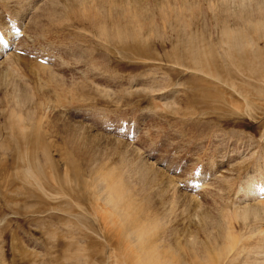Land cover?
<instances>
[{
	"label": "rangeland",
	"instance_id": "rangeland-1",
	"mask_svg": "<svg viewBox=\"0 0 264 264\" xmlns=\"http://www.w3.org/2000/svg\"><path fill=\"white\" fill-rule=\"evenodd\" d=\"M255 2L0 0V264H264Z\"/></svg>",
	"mask_w": 264,
	"mask_h": 264
},
{
	"label": "bare ground",
	"instance_id": "bare-ground-1",
	"mask_svg": "<svg viewBox=\"0 0 264 264\" xmlns=\"http://www.w3.org/2000/svg\"><path fill=\"white\" fill-rule=\"evenodd\" d=\"M254 2H255V0H254ZM252 6V7H251ZM251 6L249 7L250 9H248V12L246 13L247 15H248V17H244V20L245 21H247V22H249L250 23V21L253 19L256 23H257V21H259V19H257L256 17L257 16H259V15H263L264 14V1H259V0H256V2L254 3V4H252L251 3ZM248 8V7H247ZM256 23H253L252 24V26H253V28H255L256 26ZM101 32H102V30H101ZM103 33V32H102ZM120 33V32H119ZM118 33V34H119ZM104 34V33H103ZM228 34H230V33H228ZM236 34V33H235ZM233 35V36H235V37H233L234 39L237 37V34L236 35ZM240 34V33H239ZM238 34V35H239ZM242 34H244L243 32H242ZM119 35H121V34H119ZM232 35V34H231ZM230 35V36H231ZM225 36V35H224ZM230 36H229V39L230 40H232V38H230ZM242 37H244V36H242ZM264 37V36H263ZM117 38V37H116ZM239 38V37H238ZM237 38V39H238ZM124 39V38H123ZM236 39V40H237ZM258 40V39H257ZM232 42V41H231ZM235 42V41H234ZM236 43V42H235ZM264 43V42H263ZM232 44H234V43H232ZM260 45H262L259 41H257V43L255 44V47H254V51H258V48H260ZM264 45V44H263ZM233 46V45H232ZM262 49H260L259 51L262 53V51H261ZM206 51V50H205ZM253 51V52H254ZM258 51V53H257V55H260L261 53ZM247 54H250V53H247ZM229 56V55H228ZM253 56V55H252ZM256 56V55H255ZM251 57V56H250ZM231 58V57H230ZM232 59V58H231ZM234 59H236V58H234ZM246 59V58H245ZM250 59V58H249ZM248 61V60H247ZM264 61V60H263ZM251 75V74H250ZM31 157H32V155H31ZM102 176V175H101ZM103 177H104V179L107 181L108 179L110 180V183L108 184V181H107V186H110V184H111V182L113 181L112 179L113 178H111V176L108 174L107 176H104L103 175ZM115 181V180H114ZM114 183V182H113ZM112 183V185L113 186H110L108 189H109V192L110 193H108V194H110V195H108V196H110L109 198H108V200L113 204V205H117V202H121L120 201V199H121V197H123L125 194H126V191L124 190V188H122L121 186H124L123 184L121 185L119 182H118V185H117V183H116V185H114ZM120 184V185H119ZM111 188V189H110ZM129 195V194H128ZM126 196V195H125ZM124 196V197H125ZM126 198H127V200H128V198H129V196L128 197H125L123 200H126ZM130 199V198H129ZM107 200V201H108ZM130 202V203H129ZM131 204V199H130V201H128V203H126L125 205L127 206V205H129V206H131L130 205ZM253 205V204H252ZM119 207V206H118ZM138 207V206H137ZM250 207H252V206H250ZM120 208H121V206H120ZM249 208V207H248ZM246 209L245 211L246 212H249V211H251V210H249V209ZM123 209V208H122ZM135 209H137V208H135ZM134 209V210H135ZM129 210V209H128ZM131 211V210H130ZM129 211V212H130ZM122 212V211H121ZM124 212V211H123ZM128 213V212H127ZM135 213H137V210L135 211ZM131 214V215H130ZM130 214L128 213V215L126 216V221L128 220V221H130V222H134V214L133 213H131L130 212ZM120 215V214H119ZM139 215V214H138ZM256 215V214H255ZM123 216V215H122ZM139 216H137V218H138ZM141 218V217H140ZM136 220H138V219H136ZM125 221V222H126ZM139 222V221H138ZM138 222H137V224H138ZM135 223H136V221H135ZM128 225V224H127ZM132 226V225H131ZM138 226V225H137ZM136 226V227H137ZM125 227H127L126 225H125ZM140 227V226H139ZM135 230H137V229H135ZM149 229H146V231L144 230V234L141 232L142 230H141V227L137 230V233L135 234L136 235V237L137 238H135V237H133V238H135L136 240H138V239H140V238H144L145 237V234H148L149 232H152L151 230L150 231H148ZM230 234V233H229ZM133 235V234H132ZM135 235H133V236H135ZM134 239V240H135ZM227 239H228V241L230 242V241H232L233 240V238L230 236V235H228L227 234Z\"/></svg>",
	"mask_w": 264,
	"mask_h": 264
},
{
	"label": "snow or ice",
	"instance_id": "snow-or-ice-1",
	"mask_svg": "<svg viewBox=\"0 0 264 264\" xmlns=\"http://www.w3.org/2000/svg\"><path fill=\"white\" fill-rule=\"evenodd\" d=\"M5 42V37L2 33V31H0V43H4Z\"/></svg>",
	"mask_w": 264,
	"mask_h": 264
}]
</instances>
